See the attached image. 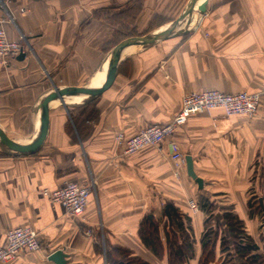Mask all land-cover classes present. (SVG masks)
Wrapping results in <instances>:
<instances>
[{"label": "crops", "instance_id": "1", "mask_svg": "<svg viewBox=\"0 0 264 264\" xmlns=\"http://www.w3.org/2000/svg\"><path fill=\"white\" fill-rule=\"evenodd\" d=\"M192 1L3 0L12 18L6 35L12 41L24 37V58L0 64L2 130L16 142H28L45 93L90 84L118 35L133 30L141 37L161 29ZM203 91H264V0H206L197 29L124 59L93 106L52 104L37 153L0 150V247L6 232L17 227L32 228L42 246L3 264H55L50 256L56 251L67 264H110L106 252L116 259L112 247L148 264H168L166 242L181 244L184 238L174 232L167 205L181 216L185 241L193 247L184 264H198L207 218L200 201H209L220 222L224 213L237 216L264 257V96L253 117H225L218 109L197 114L170 139L184 160L191 159L202 189L188 178L185 163L176 168L170 141L125 156L114 139L168 122L184 96ZM68 183L89 188L81 218L68 217L61 204L42 195ZM149 215L163 244L161 258L139 237Z\"/></svg>", "mask_w": 264, "mask_h": 264}, {"label": "built area", "instance_id": "2", "mask_svg": "<svg viewBox=\"0 0 264 264\" xmlns=\"http://www.w3.org/2000/svg\"><path fill=\"white\" fill-rule=\"evenodd\" d=\"M0 64L6 65L24 53L19 41L8 39L4 26L12 21L11 15L5 8V3L0 0ZM24 13V9L20 10ZM264 91L221 93L218 91H203L191 93L181 100L178 113L168 122L152 125L139 130L135 135L125 138L122 133L114 136L116 144L123 149L125 156L137 153L145 148H160L170 141L176 131L183 127L188 119L201 113L221 110L225 117L244 116L253 117L261 104ZM171 159L176 168L184 165V157L177 151L176 145L170 141ZM89 188L78 183H68L55 190H43L42 195L49 201L59 203L64 208L65 214L70 218H81L87 208ZM191 206L195 205L191 203ZM5 246L0 247V264L10 262L17 255L24 252H37L42 248L37 233L30 227H17L10 229L5 234Z\"/></svg>", "mask_w": 264, "mask_h": 264}, {"label": "water", "instance_id": "3", "mask_svg": "<svg viewBox=\"0 0 264 264\" xmlns=\"http://www.w3.org/2000/svg\"><path fill=\"white\" fill-rule=\"evenodd\" d=\"M205 7L206 0H193L188 11L161 29H157L141 37L124 40L112 47L104 57L102 66L97 72L104 73V79L99 86L87 84L80 88L54 87L45 93L35 107L37 116L36 129L29 141L26 143L16 142L8 138L0 127V150L6 154L17 156H29L37 153L43 146L48 134V112L52 108V104H59L66 108H78L95 100L110 86L118 65L124 59L158 42L182 36L197 29L202 15L205 13ZM22 58H24V53H20L17 59L20 60ZM70 98L82 99L79 103H68L67 100ZM185 164L188 178L196 183L198 189H202V180L194 173L193 164L189 157L185 159ZM169 209L173 210L171 205L166 206L165 213L167 217H170ZM148 218L151 219V216L149 215ZM64 259L65 256L61 251H56L50 256V260L55 264H67ZM118 264L125 263L119 262Z\"/></svg>", "mask_w": 264, "mask_h": 264}, {"label": "trees", "instance_id": "4", "mask_svg": "<svg viewBox=\"0 0 264 264\" xmlns=\"http://www.w3.org/2000/svg\"><path fill=\"white\" fill-rule=\"evenodd\" d=\"M150 29L151 27H149L148 31ZM122 31L124 30L122 29ZM133 32V30H130L127 35H121V37L118 35L116 37L117 41L113 42V45L127 39L135 38V34ZM90 106H93V102L85 105V107ZM90 117H92V114ZM72 120L75 123V117L73 115ZM255 201V204H257V200ZM198 207L202 212L207 214V218L204 221V232L201 238L202 254L198 264H211L215 257L216 238L218 235L217 233H213V229H208L207 224L209 219L215 222V227L220 229L222 234L219 246L221 254H225L226 257H232V263L234 264H264V257L256 253V245L252 239L245 234L243 230V222L240 221L237 216L232 213H224L220 217V222L219 219H216L213 215V212L210 215L212 205L209 201H200L198 203ZM169 218L170 222L175 224L174 232L180 235V238L182 236L184 239H182L181 244H178L174 240L166 242L168 264H184L192 257L193 247L192 244L185 241H188L189 235L188 232H185L186 230L183 229V225L179 222L181 216L178 215L177 217V215L170 213ZM188 231L190 232L191 229L188 228ZM139 237L146 249H148L157 258H161L163 256L164 248L163 244L160 242L157 224L153 220L149 219L148 216H146L141 222ZM111 249L116 259H113V255H109V252H106V258L110 264H118L119 262H123L125 264H148L141 259L130 257L131 254L129 251L117 247H112Z\"/></svg>", "mask_w": 264, "mask_h": 264}, {"label": "rangeland", "instance_id": "5", "mask_svg": "<svg viewBox=\"0 0 264 264\" xmlns=\"http://www.w3.org/2000/svg\"><path fill=\"white\" fill-rule=\"evenodd\" d=\"M134 34H136V33H134ZM137 36L138 35H134V37H137ZM71 109H76V107H72ZM211 213H212V211L210 212V215H211ZM213 215L214 216L218 215V212L214 211ZM215 226H216L215 222L212 221L211 219H209L208 224H207L208 229L209 228L213 229V233H217V235H218V237L216 238L215 257H214V260L212 261L211 264H234V263H232V257H226L225 254H222V256H220V258L217 259V253L220 252L219 246L221 243L220 237L222 236V234L220 232V229L216 228ZM212 236H213V234H212Z\"/></svg>", "mask_w": 264, "mask_h": 264}, {"label": "bare ground", "instance_id": "6", "mask_svg": "<svg viewBox=\"0 0 264 264\" xmlns=\"http://www.w3.org/2000/svg\"><path fill=\"white\" fill-rule=\"evenodd\" d=\"M104 79V73H97L94 79L91 81V86H99ZM82 98H70L68 103H79Z\"/></svg>", "mask_w": 264, "mask_h": 264}]
</instances>
